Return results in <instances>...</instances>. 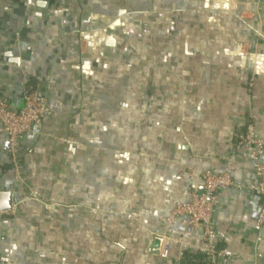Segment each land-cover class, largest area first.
<instances>
[{"label":"crops","instance_id":"obj_1","mask_svg":"<svg viewBox=\"0 0 264 264\" xmlns=\"http://www.w3.org/2000/svg\"><path fill=\"white\" fill-rule=\"evenodd\" d=\"M258 65L264 0H0V97L20 108L32 87L52 106L17 168L0 133V191L15 190L0 263L191 264L201 231L175 222L186 246L161 258L164 221L230 166L218 246L228 264H264L256 176L235 149L247 129L264 140Z\"/></svg>","mask_w":264,"mask_h":264},{"label":"built area","instance_id":"obj_2","mask_svg":"<svg viewBox=\"0 0 264 264\" xmlns=\"http://www.w3.org/2000/svg\"><path fill=\"white\" fill-rule=\"evenodd\" d=\"M22 99L23 105L20 108H15L7 97H0V133L6 137L9 146L8 152L15 168L18 166L21 141L34 129H40L52 113V106L47 100L28 87L23 91ZM235 149L245 151L246 158L256 176V182L250 189L256 191L261 197L256 227L259 231H264V162L262 160L264 140L247 129L244 133L237 135ZM199 182L201 191H198V187L192 186L189 201L177 204L173 213L164 221V234L160 236L163 240L161 258L167 257L171 243L184 245L179 239L171 237L170 226L179 222L186 228H197L201 231L200 246L187 245L191 250L190 253L200 256L205 264H228L226 249L219 247L217 243L219 235L213 224V215L219 191L234 184L231 178V167L227 166L223 173L205 171L200 174ZM14 191V187L10 186L7 193L12 195ZM0 193L4 192L0 191ZM29 200L38 201V198L33 195ZM26 201L22 200L19 204ZM13 207L11 206V209ZM11 209L0 212V217L7 215ZM179 255L183 258L185 254L181 252ZM257 257L260 256L257 255Z\"/></svg>","mask_w":264,"mask_h":264},{"label":"water","instance_id":"obj_3","mask_svg":"<svg viewBox=\"0 0 264 264\" xmlns=\"http://www.w3.org/2000/svg\"><path fill=\"white\" fill-rule=\"evenodd\" d=\"M124 14H125L124 11H120L119 17H121ZM119 25H120V22L119 20H117L109 27V29L114 30ZM106 42H107L106 44L110 47L115 46V41L113 40L112 37H108ZM5 200L7 201L6 203H5ZM10 209H11V194L7 192L0 193V212H6V211H9Z\"/></svg>","mask_w":264,"mask_h":264},{"label":"trees","instance_id":"obj_4","mask_svg":"<svg viewBox=\"0 0 264 264\" xmlns=\"http://www.w3.org/2000/svg\"><path fill=\"white\" fill-rule=\"evenodd\" d=\"M30 90H33V88L32 87H28ZM186 259H188L190 262H191V264H205V263H203V261L201 260V257L200 256H196V257H194V256H187L186 257Z\"/></svg>","mask_w":264,"mask_h":264},{"label":"clouds","instance_id":"obj_5","mask_svg":"<svg viewBox=\"0 0 264 264\" xmlns=\"http://www.w3.org/2000/svg\"><path fill=\"white\" fill-rule=\"evenodd\" d=\"M41 6H43V5H41ZM207 6V5H206ZM217 6H219V5H217ZM224 7H227V5H224ZM261 71H264V68H261L259 65L257 66V72L259 73V72H261ZM7 201L5 200V203H6Z\"/></svg>","mask_w":264,"mask_h":264}]
</instances>
